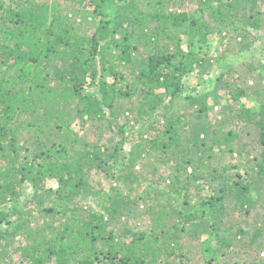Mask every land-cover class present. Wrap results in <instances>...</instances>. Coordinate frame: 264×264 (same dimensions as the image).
I'll return each mask as SVG.
<instances>
[{"label":"trees","instance_id":"16d2710c","mask_svg":"<svg viewBox=\"0 0 264 264\" xmlns=\"http://www.w3.org/2000/svg\"><path fill=\"white\" fill-rule=\"evenodd\" d=\"M180 1L0 0V264H189L190 227L202 264H264V223L244 230L264 203L261 93L228 91L223 74L211 91L184 89L188 75L212 70L210 35L244 23L235 54L248 51L249 30L264 29L260 0H196L198 18ZM230 97L235 126L258 131L251 144L224 130ZM246 154L240 165L226 157ZM100 174L108 185L94 181ZM26 184L34 193L22 203ZM233 213L234 240L249 238L244 256L228 238ZM132 217L150 223L135 230ZM234 247L236 260L221 263Z\"/></svg>","mask_w":264,"mask_h":264},{"label":"rangeland","instance_id":"374dc122","mask_svg":"<svg viewBox=\"0 0 264 264\" xmlns=\"http://www.w3.org/2000/svg\"><path fill=\"white\" fill-rule=\"evenodd\" d=\"M5 1V3H9V0H3ZM39 1V0H37ZM45 1H49V0H45ZM259 10H261L264 13V0H260L259 2ZM177 8H180L182 11L188 12L190 13L192 16L198 18L201 16L200 12H197L195 9H197V1L196 0H181L180 2H178ZM244 28V23H241L238 25L237 28L231 26V28L226 32H224L223 35H220L219 33H215L210 35L209 38V45L212 47L210 50L209 55L212 58V70L210 71V73L208 72V69H206V71L208 73L206 74H202L201 70H197L196 72L188 75L185 80H184V89H185V95H194V94H201L203 92H207V91H211L217 84L218 78L219 76H221L222 74L224 75L223 81L227 84V89L229 88L228 91H232L235 92V89L240 87V88H251L252 90L249 91L250 93L257 90L261 93V99L264 100V80L262 81V76L260 77V74L258 71L263 72L264 69H260V70H256V73L253 75H251L249 73V69H251V67H253L254 69H257L259 66H263L264 68V29L259 30V31H254V30H249V36L246 38V40H244V44H249V49L247 52H245L244 54H235V52L238 51V49L240 48V46H238L237 43H240L238 41H240V39L235 42L236 39V35L237 33H239V31H241V28ZM242 28V29H243ZM174 31V29H173ZM94 32V30H90L89 33L92 34ZM178 32L180 34H182L183 36V47L185 49L188 48V38L187 36L184 34V31L182 29L178 30ZM229 54V56L233 55L234 58L240 60V63L237 64H232L230 59L232 58H226L227 55ZM221 57H223V59L221 60ZM230 61V62H229ZM98 59L94 61V63H97ZM205 71V72H206ZM202 75V76H201ZM104 77L105 79L109 82L112 83L113 79L112 77L108 74V73H104ZM223 91H227V90H223ZM224 92H222L223 94ZM228 103V110L226 112V116L225 119H227L226 124L223 125L224 130L225 131H229L231 129L236 130L237 132L240 133V135L243 137V141L247 142V143H252L254 141L257 140V136H258V131L257 129L252 126V125H239V127H245V132L241 131L240 128L236 127L234 123V121L232 119H235V114L234 111L237 108V104L234 101L233 98H228L227 100ZM241 103L244 104L247 108L251 109L254 113L258 114L260 111V103L257 100H249L246 98L241 99ZM218 110H216L215 112L211 113L210 119L209 121H212L215 124H218L221 120V118L219 117V119H216V116L218 114ZM237 128V129H235ZM91 132L93 133V135L90 134V139L95 141L96 139H98V135L95 136L94 133H99L100 131L97 130L96 128H92ZM106 139L110 138V133L106 134L105 136ZM118 139V138H117ZM104 143V142H103ZM252 145H249L248 149L252 150ZM125 150H128V145H126ZM255 153H253L254 155ZM252 155V156H253ZM228 157V161L231 160V162L235 165H240L243 162H246V158H247V154L242 158L239 156L234 155L233 157L226 156ZM161 167L160 169V175L165 174L167 172V166H163L160 165ZM250 167L251 165H247L246 167H244L241 171V173L243 175H246L247 172L250 171ZM144 171V170H143ZM146 173V170H145ZM95 182L98 181H102L104 184L108 185L109 181L105 180V177L103 174L100 175H96ZM48 188H52V189H56L57 188V182L55 180H49L48 184H47ZM23 196L20 199V201H22V203L24 201H26L27 199L31 198V196L34 193V190L32 188L31 185L26 184L24 187V192H23ZM209 193L207 190H205V192H203L202 197L206 198L207 196H209ZM200 199H198V201H194V203L196 202L197 205L200 203L199 202ZM181 201H176L175 205L180 204ZM89 207L93 208L92 210H96L97 208L94 206V204L92 202H89ZM50 218H47V220H50ZM249 220V226L244 227V230L246 231H252V226L253 225H261L262 223H264V203H262V205H259L256 210L253 211V213L250 214V217H248ZM12 221V219H11ZM44 221V218L39 217L38 220H34L32 222V224L30 225V228L35 229L36 227H38L39 225H42ZM51 222H53V219H51ZM150 220L148 218H145L144 221H140L137 218L132 217L130 219L129 222V226L134 228L135 230H145L146 229V224H149ZM237 223V214L233 213L232 215L229 216V222L228 225L229 226H233V231L231 232V234L228 236L229 239H231V242L236 245V252L240 253L239 251L241 249L244 248L243 244H245L248 241V237H241L238 236L237 237V241H235V236L237 235L236 233V229H235V225ZM2 229L3 230H9L10 229V225L8 224H4L2 225ZM190 230H193V228H189L188 232L183 233V235H187L184 236L182 239V242L184 243V247L189 248L190 250L194 251V254L192 253L190 257L191 262H189V264H202V262L205 260L200 252H198V243L197 242H191V240L188 238V233H190ZM213 245L216 246V240L213 241ZM193 247V248H192ZM197 250V251H196ZM187 251V249H186ZM232 251H235V247L234 249L231 250H226L225 252L228 253L227 257L224 258H220V262H224L225 260H236L234 254L232 253ZM241 254V253H240ZM242 256H244V254H241ZM252 256L249 257H243V259L245 260H249V262H252ZM237 260L239 261V257H237ZM244 260V261H245ZM240 264H243L239 261ZM214 264H218V262L214 263Z\"/></svg>","mask_w":264,"mask_h":264}]
</instances>
